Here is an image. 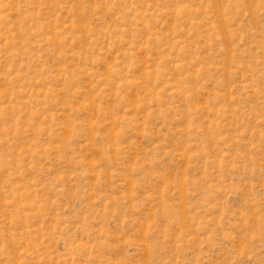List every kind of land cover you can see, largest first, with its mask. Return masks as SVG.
Returning <instances> with one entry per match:
<instances>
[{"label": "rangeland", "instance_id": "1", "mask_svg": "<svg viewBox=\"0 0 264 264\" xmlns=\"http://www.w3.org/2000/svg\"><path fill=\"white\" fill-rule=\"evenodd\" d=\"M0 264H264V0H0Z\"/></svg>", "mask_w": 264, "mask_h": 264}]
</instances>
